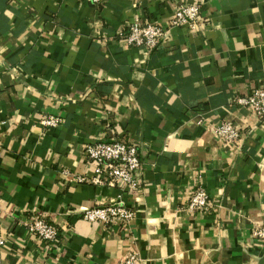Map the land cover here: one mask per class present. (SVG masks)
<instances>
[{
  "label": "crops",
  "instance_id": "1",
  "mask_svg": "<svg viewBox=\"0 0 264 264\" xmlns=\"http://www.w3.org/2000/svg\"><path fill=\"white\" fill-rule=\"evenodd\" d=\"M194 2L206 30L175 28L153 51L119 34ZM262 81L264 0H0V264H264V121L238 102ZM225 121L234 144L213 132ZM121 136L142 156L139 189L78 181L92 176L85 144ZM200 185L212 207L191 212ZM121 199L127 228L83 216ZM34 213L58 243L28 232Z\"/></svg>",
  "mask_w": 264,
  "mask_h": 264
},
{
  "label": "built area",
  "instance_id": "2",
  "mask_svg": "<svg viewBox=\"0 0 264 264\" xmlns=\"http://www.w3.org/2000/svg\"><path fill=\"white\" fill-rule=\"evenodd\" d=\"M93 4H104L107 0H90ZM209 18L204 13L203 5L199 2L178 5L167 23L145 19H135L128 22L120 31L128 45L153 51L159 48L175 28L189 27L192 30H206ZM238 102L251 112V116L259 122L264 121V81L249 95L241 96ZM61 119L49 116L43 120L48 126H57ZM214 134L225 143L234 144L242 138L241 128L234 122L225 121L213 127ZM84 154L92 176H78L80 182H90L95 185L116 187L122 191L135 192L140 187L138 172L143 165L142 156L137 143L129 137L121 136L112 140L98 139L84 146ZM212 207L211 196L205 186L195 188L188 202L187 210L209 211ZM136 211L128 207L123 200L104 206H95L83 210V216L90 222L102 224L119 223L127 228L135 218ZM28 232L41 244L58 243L61 236L59 226L41 213H34L26 221ZM253 235L264 246V223L254 226ZM7 244V239L1 235L0 247ZM137 252H130L119 264H138Z\"/></svg>",
  "mask_w": 264,
  "mask_h": 264
}]
</instances>
